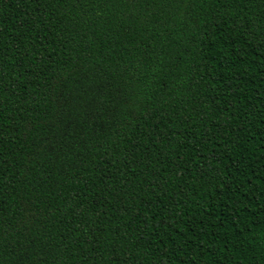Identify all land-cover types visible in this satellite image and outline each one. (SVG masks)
Returning a JSON list of instances; mask_svg holds the SVG:
<instances>
[{
	"label": "trees",
	"instance_id": "1",
	"mask_svg": "<svg viewBox=\"0 0 264 264\" xmlns=\"http://www.w3.org/2000/svg\"><path fill=\"white\" fill-rule=\"evenodd\" d=\"M0 264H264V0H0Z\"/></svg>",
	"mask_w": 264,
	"mask_h": 264
}]
</instances>
